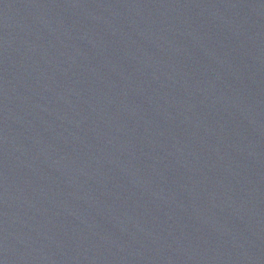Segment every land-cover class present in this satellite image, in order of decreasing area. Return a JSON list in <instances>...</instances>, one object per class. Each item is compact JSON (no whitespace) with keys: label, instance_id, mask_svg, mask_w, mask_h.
<instances>
[{"label":"water","instance_id":"1","mask_svg":"<svg viewBox=\"0 0 264 264\" xmlns=\"http://www.w3.org/2000/svg\"><path fill=\"white\" fill-rule=\"evenodd\" d=\"M0 264H264V0H0Z\"/></svg>","mask_w":264,"mask_h":264}]
</instances>
